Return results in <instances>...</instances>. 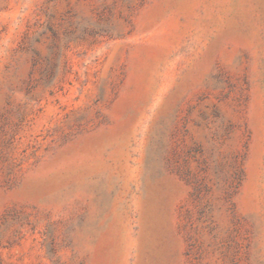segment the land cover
<instances>
[{"label":"rangeland","instance_id":"374dc122","mask_svg":"<svg viewBox=\"0 0 264 264\" xmlns=\"http://www.w3.org/2000/svg\"><path fill=\"white\" fill-rule=\"evenodd\" d=\"M0 264H264V0H0Z\"/></svg>","mask_w":264,"mask_h":264}]
</instances>
